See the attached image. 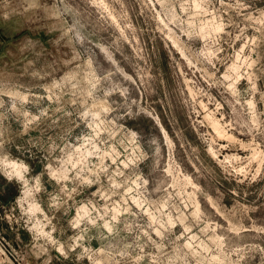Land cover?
I'll list each match as a JSON object with an SVG mask.
<instances>
[{"label": "rangeland", "instance_id": "obj_1", "mask_svg": "<svg viewBox=\"0 0 264 264\" xmlns=\"http://www.w3.org/2000/svg\"><path fill=\"white\" fill-rule=\"evenodd\" d=\"M0 264H264V0H0Z\"/></svg>", "mask_w": 264, "mask_h": 264}, {"label": "bare ground", "instance_id": "obj_2", "mask_svg": "<svg viewBox=\"0 0 264 264\" xmlns=\"http://www.w3.org/2000/svg\"><path fill=\"white\" fill-rule=\"evenodd\" d=\"M215 19V18H214ZM213 22L211 21V23L210 24H212ZM215 23V22H214ZM213 23V24H214ZM214 26V28L213 29H211V28H209V30H211V32H212V30H215V31H218V32H220V31H222V24H215V25H213ZM212 27V26H211ZM209 33V32H208ZM210 34V33H209ZM239 66H237L236 64L235 65H232L231 67H230V70L231 71H234V72H236V74L238 75L239 74V72L237 71V70H239V68H238ZM240 77V76H239ZM225 78H226V80L227 79H229V76L228 75H225ZM239 78H237V80H238ZM230 88H231V90H236V87H235V84H232L231 86H230ZM252 102V101H251ZM250 105V104H249ZM253 105V103H251V105L250 106H252ZM253 109H254V107H253ZM165 133V132H164ZM80 150V149H79ZM12 167H14V171H16V172H19V170H18V166L16 165V163H14V165H12ZM135 200V199H134ZM138 202V201H137ZM81 211H82V213L83 214H86L87 213V209H86V207H82L81 208Z\"/></svg>", "mask_w": 264, "mask_h": 264}]
</instances>
